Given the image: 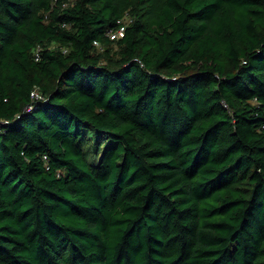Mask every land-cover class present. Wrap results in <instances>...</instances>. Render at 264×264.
<instances>
[{
  "label": "trees",
  "instance_id": "16d2710c",
  "mask_svg": "<svg viewBox=\"0 0 264 264\" xmlns=\"http://www.w3.org/2000/svg\"><path fill=\"white\" fill-rule=\"evenodd\" d=\"M0 264H264V0H0Z\"/></svg>",
  "mask_w": 264,
  "mask_h": 264
},
{
  "label": "built area",
  "instance_id": "2783aa9c",
  "mask_svg": "<svg viewBox=\"0 0 264 264\" xmlns=\"http://www.w3.org/2000/svg\"><path fill=\"white\" fill-rule=\"evenodd\" d=\"M124 30H125V27H121L119 30H117V31H110L109 32V35H110V37H111V39H117V38H119L121 35H123L122 33L124 32ZM95 44L96 45H99V43L98 42H95ZM38 56H39V54H38ZM32 96L33 97H35V98H40V92L38 91V89H34L33 91H32Z\"/></svg>",
  "mask_w": 264,
  "mask_h": 264
},
{
  "label": "rangeland",
  "instance_id": "374dc122",
  "mask_svg": "<svg viewBox=\"0 0 264 264\" xmlns=\"http://www.w3.org/2000/svg\"><path fill=\"white\" fill-rule=\"evenodd\" d=\"M125 22L128 24L130 22L129 18H126Z\"/></svg>",
  "mask_w": 264,
  "mask_h": 264
},
{
  "label": "clouds",
  "instance_id": "9594fccd",
  "mask_svg": "<svg viewBox=\"0 0 264 264\" xmlns=\"http://www.w3.org/2000/svg\"><path fill=\"white\" fill-rule=\"evenodd\" d=\"M97 42V41H96ZM96 45V44H95ZM97 46H99V45H97Z\"/></svg>",
  "mask_w": 264,
  "mask_h": 264
}]
</instances>
